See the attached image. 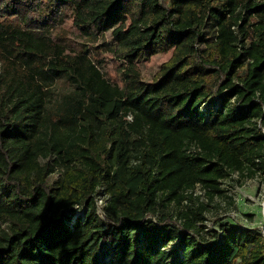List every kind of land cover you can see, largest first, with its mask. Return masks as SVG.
Returning a JSON list of instances; mask_svg holds the SVG:
<instances>
[{
    "label": "trees",
    "instance_id": "16d2710c",
    "mask_svg": "<svg viewBox=\"0 0 264 264\" xmlns=\"http://www.w3.org/2000/svg\"><path fill=\"white\" fill-rule=\"evenodd\" d=\"M259 171L264 0H0V264H264L194 196Z\"/></svg>",
    "mask_w": 264,
    "mask_h": 264
},
{
    "label": "rangeland",
    "instance_id": "374dc122",
    "mask_svg": "<svg viewBox=\"0 0 264 264\" xmlns=\"http://www.w3.org/2000/svg\"><path fill=\"white\" fill-rule=\"evenodd\" d=\"M121 23L128 27L130 19L125 17ZM67 24L70 22L68 21ZM71 37L75 39L77 42L75 45L79 48V43H83L80 31L72 28ZM105 39L110 42L111 34H106ZM175 50L176 47L164 50L151 57L137 60L133 65L145 80L155 81L164 64L174 55ZM102 58L104 59L103 69L109 71L114 80L121 83V72L117 67L121 66L122 61L117 60L110 51H104ZM221 187L225 190L224 193L215 195L214 198H210L200 187L195 190L194 196L198 197L196 200L208 203L205 222L207 226L218 227L220 222L230 221L240 223L246 228L258 227L264 232V172L259 171L251 177L235 172L222 180ZM99 202L101 203V200ZM187 203L185 200L184 204ZM173 209L175 206L171 205L170 210Z\"/></svg>",
    "mask_w": 264,
    "mask_h": 264
},
{
    "label": "bare ground",
    "instance_id": "6f19581e",
    "mask_svg": "<svg viewBox=\"0 0 264 264\" xmlns=\"http://www.w3.org/2000/svg\"><path fill=\"white\" fill-rule=\"evenodd\" d=\"M264 215V214H263Z\"/></svg>",
    "mask_w": 264,
    "mask_h": 264
}]
</instances>
